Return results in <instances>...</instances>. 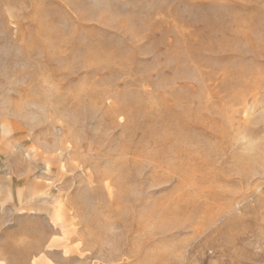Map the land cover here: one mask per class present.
<instances>
[{
    "label": "rangeland",
    "instance_id": "1",
    "mask_svg": "<svg viewBox=\"0 0 264 264\" xmlns=\"http://www.w3.org/2000/svg\"><path fill=\"white\" fill-rule=\"evenodd\" d=\"M0 264H264V0H0Z\"/></svg>",
    "mask_w": 264,
    "mask_h": 264
}]
</instances>
